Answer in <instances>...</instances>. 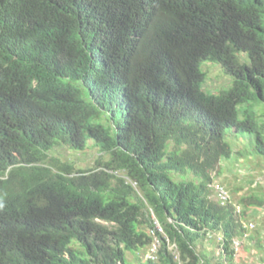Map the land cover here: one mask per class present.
<instances>
[{"label": "trees", "instance_id": "trees-1", "mask_svg": "<svg viewBox=\"0 0 264 264\" xmlns=\"http://www.w3.org/2000/svg\"><path fill=\"white\" fill-rule=\"evenodd\" d=\"M14 59L0 72V198H17L25 232L18 252L0 236V264H127L150 231L156 264H211L198 245L212 236L231 263L253 239L264 195L223 204L214 174L234 156L228 131L264 161V0H0V64ZM206 62L229 89L203 90ZM88 142L106 157L91 170L48 161Z\"/></svg>", "mask_w": 264, "mask_h": 264}, {"label": "rangeland", "instance_id": "rangeland-1", "mask_svg": "<svg viewBox=\"0 0 264 264\" xmlns=\"http://www.w3.org/2000/svg\"><path fill=\"white\" fill-rule=\"evenodd\" d=\"M201 70L207 76L203 86L205 92L217 95L230 88L232 79L225 74L220 65L206 62L202 64ZM94 124L106 125L103 119L95 121ZM232 135L234 136L231 137ZM226 141L231 146L234 156L229 161H222L220 165L222 168H219L214 174V190L218 193L215 198H220L219 189H223L236 206L240 199L249 195H264V161L259 157L249 156L255 143L254 138L248 134L228 131ZM87 146L89 147L83 152H75L68 148L58 149L49 154L48 161L60 160L61 164H73L76 171L91 170L97 158L102 157L103 160H106V157L102 156L92 142H88ZM239 152L243 154L242 157L238 156ZM190 176L194 179L193 175ZM172 178L174 181H178L176 176L173 175ZM240 209L241 207L238 208V211ZM245 225L249 229V236L253 239L239 241L238 247L234 245L235 256L231 263L222 257V250L218 247L221 238L209 237L203 241L202 245H198V249L205 252L207 260L211 264H264V209L250 208ZM147 251L148 248L140 249L138 253L127 252V264L143 263L145 261L144 254Z\"/></svg>", "mask_w": 264, "mask_h": 264}, {"label": "clouds", "instance_id": "clouds-1", "mask_svg": "<svg viewBox=\"0 0 264 264\" xmlns=\"http://www.w3.org/2000/svg\"><path fill=\"white\" fill-rule=\"evenodd\" d=\"M6 61L7 62L0 64V72H2V71L17 72L19 70L15 64L16 59L6 60ZM29 67L32 68L33 65H29ZM31 82H32L33 86L36 87L37 81L35 79H32ZM11 168H13V167H9L7 169V173L11 170ZM4 180H8V178L5 174H3L2 177H0V181H4ZM135 186L136 185H134V187ZM28 205H29V201H28ZM22 217H23V215L20 214L18 211V200H17V198H9V199L0 198V236H6L10 242L11 248L16 252H18V247L23 242V234L25 232L24 225H22L23 227H21V228L19 227V225H17V222H19ZM100 223L103 225H108V224L103 223V222H100ZM155 226H156V223H155ZM156 230H157V228H156ZM157 232H158V230H157ZM150 234H151V236L154 237V241L152 243V245H153L154 243H156L155 241L156 240L159 241V239L156 237L154 231H150ZM167 242L169 243L168 240H167ZM237 242H239V241H237ZM152 245L148 248V251L146 252V254H144L145 255V261L143 262V264H148V262L156 264L159 261L158 254L156 253L153 256L151 253ZM172 246H175V245L169 243L168 244V250L171 253H173V255L175 256V259H177V258H179L178 253L176 252L177 248L175 246V248L171 249ZM64 256L68 258V253H65ZM152 258H154V260Z\"/></svg>", "mask_w": 264, "mask_h": 264}, {"label": "built area", "instance_id": "built-area-1", "mask_svg": "<svg viewBox=\"0 0 264 264\" xmlns=\"http://www.w3.org/2000/svg\"><path fill=\"white\" fill-rule=\"evenodd\" d=\"M219 199L221 200V202L224 204V203H227L230 201V197L227 195V193L223 190V189H219ZM156 228L158 230L159 233H162L163 234V231L162 229L160 228L159 224L156 223ZM156 243H154L152 245V250H151V253L152 255L154 256L157 251L159 250L160 248V242L159 241H155ZM235 245L238 247L239 246V243L238 242H235ZM175 248V246H172L171 249ZM154 260V258H152Z\"/></svg>", "mask_w": 264, "mask_h": 264}, {"label": "crops", "instance_id": "crops-1", "mask_svg": "<svg viewBox=\"0 0 264 264\" xmlns=\"http://www.w3.org/2000/svg\"><path fill=\"white\" fill-rule=\"evenodd\" d=\"M141 264H143V263H141Z\"/></svg>", "mask_w": 264, "mask_h": 264}]
</instances>
